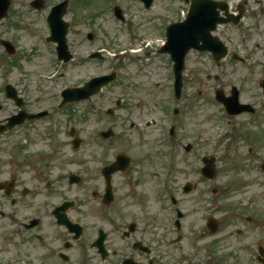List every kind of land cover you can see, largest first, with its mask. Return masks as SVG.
<instances>
[{
  "label": "rangeland",
  "instance_id": "rangeland-1",
  "mask_svg": "<svg viewBox=\"0 0 264 264\" xmlns=\"http://www.w3.org/2000/svg\"><path fill=\"white\" fill-rule=\"evenodd\" d=\"M29 1L10 0L8 15L0 21V40L12 41L16 51L8 55L0 46V120L17 110L4 96L5 84L18 91L25 112L47 110L51 113L48 118L27 122L24 127L0 134V182L14 177L13 196L19 198L16 207H10L0 192V212L18 213L23 219L33 215L42 217L45 209L64 198L78 199L83 203L80 206L89 212L86 207L97 208L91 193L101 194L102 180L98 171L114 154L124 153L131 158V164L124 173L112 178L116 200L114 208H109L107 213L113 218L120 213L127 221L149 228L163 261L175 264L172 261L176 252L167 241L179 238L178 242L193 264L209 261L258 264L254 259L258 255L257 247L264 250V170L261 169L264 165V95L257 86L258 81L264 79V18L256 15L258 19H250L248 15L251 9L264 6V0H226L232 11L241 5L244 18L237 28L220 27L217 35L226 42L230 52L245 58V65L228 57L216 66L206 53L193 52L187 56L178 171L172 173L166 192L157 188L158 179L169 175L163 170L164 146L159 143L163 132L158 125H166L164 114L172 81L168 57L157 53L164 41L159 23L167 25L180 19L186 8L183 0H154L147 10L132 0H69L64 20L69 24L67 44L73 59L67 64L54 62L50 48L42 40L49 34L44 16L59 0H45L40 13L30 10ZM113 5L121 8L125 23L114 20L109 10ZM157 14L160 17H156ZM88 33L94 37L92 41L86 39ZM131 34L144 36L151 45L149 66L145 65L142 53H139L142 60H137L123 51L131 43L128 40ZM43 39L45 41L46 37ZM95 50H100L102 60H89L87 56ZM111 72L116 74V80L91 101L102 112L114 109L120 124L109 127L111 124L105 116L100 119L102 122H97L83 101L55 112L53 106L60 100L58 94L63 88L82 86L91 77ZM231 85L238 89L241 103L255 107L257 118L247 114L225 116L222 106L214 100V91L222 90L228 95ZM123 100L129 105L115 109L114 102ZM128 117L139 119L143 126L149 125L142 142L132 131L122 128L128 129ZM70 128H74L81 139L77 150H73L70 143ZM108 128L114 136L102 142L99 131ZM218 130L227 131L231 140L221 139L214 144L213 137ZM185 146L191 148L189 152L184 151ZM201 157L214 159L216 176L210 181L199 175ZM14 164L17 168H13ZM148 170L160 174L157 181L148 176ZM69 173L80 176V185H67ZM187 182L195 189L184 195L181 189ZM48 184L50 188L46 190ZM170 189L178 195L179 207L184 213L180 232L171 226L175 216L165 207L169 206V201L164 195ZM213 189L215 194L211 193ZM69 212L71 218L78 215L75 210ZM18 217L12 216L13 221L0 218V263L12 256L11 243H16V239L12 237L14 226L10 225H14ZM247 217L250 222L246 221ZM210 219L218 225L213 235L206 227ZM44 225L46 232L60 231L51 227L48 220ZM24 250L35 254L28 245ZM210 252L212 257H209Z\"/></svg>",
  "mask_w": 264,
  "mask_h": 264
},
{
  "label": "flooded vegetation",
  "instance_id": "flooded-vegetation-1",
  "mask_svg": "<svg viewBox=\"0 0 264 264\" xmlns=\"http://www.w3.org/2000/svg\"><path fill=\"white\" fill-rule=\"evenodd\" d=\"M114 104L117 110L129 105L124 100L116 101ZM135 107L138 110L140 109L138 104ZM106 112L111 117L116 116L114 109L107 108ZM128 120V129L126 126H122V128L132 131L134 135L142 134L148 127L147 124L143 126L139 119L128 117ZM120 123V118L116 116V121L110 123L111 126L109 127H115ZM129 159L125 171L131 164V158ZM10 179L16 180L14 177ZM102 193L103 191L101 196L96 194L92 197L96 201L97 208L90 207L87 209L86 207L89 212L80 206L83 203H79L77 200L70 202V208H73L75 213L78 214L70 221L80 226L78 231L70 233L64 227H61L59 232L39 230L38 228L43 225L41 220L46 217L45 210L42 217L33 215L24 219L25 222H20L14 230V234H12V237L16 239V243H11L12 256L7 259L6 264H172L161 259V255L158 254L156 249L155 238L149 228H145V226L143 227L132 220L127 221L126 217L120 213L116 215L117 218H113L111 214L107 213L108 209H113V205H115L116 198L113 195V187L112 197L109 201ZM16 201H19L18 197ZM51 205L47 209L51 210ZM33 219L38 220L36 226L32 229L25 228ZM52 223L56 225L54 221ZM35 229H38V231H34ZM27 245L35 253L34 255L24 250ZM10 251H7V253L9 254ZM172 262L179 264L175 260ZM206 263L214 264L211 261Z\"/></svg>",
  "mask_w": 264,
  "mask_h": 264
},
{
  "label": "water",
  "instance_id": "water-1",
  "mask_svg": "<svg viewBox=\"0 0 264 264\" xmlns=\"http://www.w3.org/2000/svg\"><path fill=\"white\" fill-rule=\"evenodd\" d=\"M146 6H148L151 0H142ZM191 6L189 10V21L184 25H177L171 27L169 31L168 43L163 49L164 51H169L172 53L173 59L176 62L175 68L177 74L182 68V62L184 55L190 48H195L199 50H209L212 51L216 60L224 56V48L216 40L212 39L209 35V32L214 29L215 23L218 21L216 18L217 14L215 12L216 4L208 2L207 0H190ZM9 5V0H0V18L5 16L6 10ZM65 4H61L55 7L49 18L51 24V38L50 40L58 43L57 50L59 52L60 58L67 61L70 56L67 52V47L65 44V35L67 24L61 22V17L64 14ZM191 21H200L202 24L200 26L191 25ZM179 31V32H178ZM201 43V45H199ZM113 80V76H103L90 80L84 85L83 88L78 89H68L62 93L64 98L63 103L68 101H75L88 97L91 94H95L99 91L100 87L106 85ZM260 85L264 89V83L260 82ZM6 94L12 99H16L15 91L10 87H6ZM216 98L218 101H221L226 106V109L230 115L240 113L244 109L243 106L237 105V92L233 91V94L230 98L224 99L220 92H216ZM17 105H19V100H17ZM23 115L20 114L15 117L6 128L12 127L16 123L23 121ZM74 147L78 146V141L73 142ZM204 163L206 167L201 170L202 174L207 178L214 177V169L212 165V160H205ZM108 173L115 171V168L112 166L107 169ZM191 190L190 185H186L183 188L184 193H188ZM212 231L216 230V226L213 223L208 224ZM262 253V252H261Z\"/></svg>",
  "mask_w": 264,
  "mask_h": 264
}]
</instances>
